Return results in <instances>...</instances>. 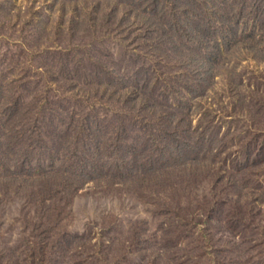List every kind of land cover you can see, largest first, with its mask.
Wrapping results in <instances>:
<instances>
[{
    "label": "rangeland",
    "instance_id": "rangeland-1",
    "mask_svg": "<svg viewBox=\"0 0 264 264\" xmlns=\"http://www.w3.org/2000/svg\"><path fill=\"white\" fill-rule=\"evenodd\" d=\"M0 264H264V0H0Z\"/></svg>",
    "mask_w": 264,
    "mask_h": 264
},
{
    "label": "trees",
    "instance_id": "trees-1",
    "mask_svg": "<svg viewBox=\"0 0 264 264\" xmlns=\"http://www.w3.org/2000/svg\"><path fill=\"white\" fill-rule=\"evenodd\" d=\"M93 27H94V25H93ZM69 33H71V35L74 36V33L72 31L71 32L69 31ZM77 46H78L77 47L78 49H75V50H73L72 48H69V47L65 48L66 50H69V51H68L67 55H65L66 59L65 60L63 59L65 61L64 66H66V68H68L69 66H73L74 70L77 68H79L78 70H82L83 73L81 75L78 73H76L75 75H76V78H78L79 80H81L83 82H88L89 79H95L98 84H99V82L101 83L103 81V78H102V76L100 77L99 74L100 73L102 74L103 70L107 71V72H111V71L108 68H106L99 59L95 58L94 53L87 50V48L82 49L81 46H79V45H77ZM79 49H81V50H79ZM61 61H62V59H61ZM42 71H44L45 73H48V70L46 71L44 67L42 68ZM71 78H72L71 76H68V78L64 77L63 80L67 81V80H70ZM105 81H107V80H105ZM51 82H52V80H51ZM56 85L58 86V82L56 83ZM100 86L102 87V83ZM59 87H60V85H59ZM73 87L74 86L72 85L71 88H69V91H71L72 93H73L72 90L74 89ZM95 91H98V90H95Z\"/></svg>",
    "mask_w": 264,
    "mask_h": 264
}]
</instances>
